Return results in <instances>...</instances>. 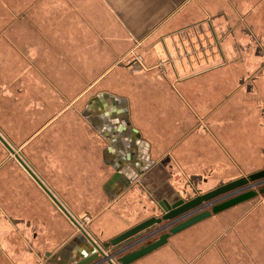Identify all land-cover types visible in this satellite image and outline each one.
<instances>
[{"label":"crops","instance_id":"crops-1","mask_svg":"<svg viewBox=\"0 0 264 264\" xmlns=\"http://www.w3.org/2000/svg\"><path fill=\"white\" fill-rule=\"evenodd\" d=\"M245 1L254 3L250 12L253 17H249L263 21L264 0ZM191 2L143 0V42L169 20L179 18ZM228 2L238 12L245 3L244 0ZM69 3L79 4V15L70 12L73 10L62 12ZM100 9L110 12L101 0H0V52L28 51L31 61L30 68L24 62L5 64L6 70L11 67L12 75L18 76V87L15 92L5 91L0 97V133L15 150L12 153L0 141V264H48L53 257L45 260L46 252L56 254L72 243L70 257L82 258L92 250L90 241L80 236V230L23 167L16 154L27 162L98 245L153 214L161 213L158 201L177 199L184 182L199 177L207 184L216 178L228 177L229 169L231 172L235 168L244 174L250 162L259 164L264 157V90L258 92L257 102L256 96L245 93L228 96L224 90L229 83L236 82V76L229 71L222 76L199 73L181 78L180 68L173 64L176 81L187 83L184 87L188 90L175 89L168 75L163 82L171 84V91L167 86L164 88L160 80L158 87L153 86L154 91L144 90L142 123L134 116L131 97L113 88L101 89L90 96L82 109L73 108L84 95L85 82L96 84L110 76L114 62L95 74H84L78 69V78L68 86L61 75L63 70L57 68L64 65L46 62L44 57H32L33 53L41 52V48L35 49L37 41L34 35L32 38L29 35L32 27L37 29L53 11H59L60 23L68 24L69 20L74 19V23L79 18L99 19ZM108 16L113 22L105 25L102 31L98 29V22L95 26L91 21L94 27L78 22L80 27L86 28V33L95 29V50L99 55L100 32L109 37L118 31L114 19ZM118 17L132 31L125 20L127 16ZM148 19L160 21L151 24ZM204 22L174 33L182 39V30L197 29L195 26ZM174 33L168 36H175ZM23 44L27 48L22 47ZM171 45L168 37L162 35L161 46L173 59ZM161 46H157L156 51ZM87 57L81 58L82 63L93 65L95 62ZM139 62L142 67L137 69H147L144 59ZM116 77L109 78L108 82L114 83ZM211 80L220 85L212 86ZM101 92L127 100L132 125L148 143L147 159L152 164L125 191H122L120 180L111 182L116 172L113 164L119 153L110 151L107 131L97 122L98 108L90 107V101ZM123 116L118 114L120 118ZM4 121H7V128L3 126ZM14 129L29 133L23 139L15 138L17 143H14L4 131ZM16 145L21 146L22 151H17ZM123 162L131 166L127 158ZM231 176V179L238 178L236 174ZM246 203L173 235L167 244L132 264H264V216L256 212L261 204L245 216L241 212ZM78 236L80 239L75 241ZM104 251L111 254L113 250Z\"/></svg>","mask_w":264,"mask_h":264},{"label":"rangeland","instance_id":"rangeland-1","mask_svg":"<svg viewBox=\"0 0 264 264\" xmlns=\"http://www.w3.org/2000/svg\"><path fill=\"white\" fill-rule=\"evenodd\" d=\"M101 1L103 6H105L107 10L109 9V13H106L104 9V11L100 9L98 11L100 15L99 19H77L78 22L82 21L85 27L92 26V23L96 26L98 22V29L100 31L103 30L105 25L107 26L110 22H113V20L109 18L108 14L114 19L115 26L118 28L116 34H112L109 37L101 34V32L99 34L101 43L99 44V53L101 56L95 50L97 45L95 44L97 41L95 39V29L93 28L91 32L86 33L84 31L86 28H82L83 26L80 27L78 22L72 23L74 20L73 18H71L73 19L72 21L69 20L68 24L66 22L64 24L60 23L58 10L51 12V17L43 19L37 29L32 27L31 33L29 35L31 38L34 35L35 41H37L35 44V49L39 50V48H41V52L38 51L36 54L31 52L33 53L32 57L36 59L44 57L46 62H57L56 64L59 63L64 65V67L61 69L58 66L57 68L58 70H63L61 75L66 78L68 86L72 85L74 78H78L80 73L79 70L84 74H89V72L95 74L101 71L105 65L110 66L112 65V62H114V70L110 76L104 78L96 84H89L85 82V88L83 91L84 95L72 106L73 108L78 107L82 109L90 96L94 95L101 89L113 88L115 91H118L127 97H131L133 102L132 109L134 116L137 118V122L142 123L144 90L149 92L154 91L155 87L153 86L158 87L159 84L157 81L160 80V83L162 84L163 80H166L165 76L167 75L169 76L171 84L174 85L175 89L178 90L179 88V90H188L187 86L186 88L184 87V85L187 83H180L176 81L177 79L174 74L173 64H177V66L180 68L179 70L181 78L199 73H204L202 75L206 76H222L228 71L230 74H237L239 70L238 67H236L237 62H235V60L240 57L237 42L244 43L245 45L247 43H252V45H250L251 48L247 50V52H244L245 62L243 71L241 70L242 73H244L245 76H260L261 81L264 78V70L263 72H260L259 70L257 71L259 66L264 62V51L261 50V48L256 44L254 38L247 33L246 24L241 21L242 15H250L252 5L254 4L253 2L248 4V2L244 0L245 3L241 7V12H238L232 7V5L229 4L228 0H192V2L183 9V13L180 14L179 18L169 20V22L161 27L157 33L151 35L149 39L143 42V0ZM226 4H228V6ZM68 6L67 9H62L63 13H65V11L73 10L70 12H76L77 15H79V9L77 7L79 6L78 3L77 6L73 3H69ZM189 9L191 11L190 13L188 12ZM121 14L127 16V19L125 20L127 21L129 28H132V31H129L127 26H125L118 17V15ZM250 16L253 17V14ZM249 19L251 20L252 18L249 17ZM202 20H205L203 23L204 25H196L195 28L197 27V29L189 28L188 30L185 29L180 32L183 40L179 38L177 33H174L178 29H182L188 25L198 23ZM157 21L160 20H147V22H151V24ZM232 27L233 31L230 30ZM61 31L62 36L60 35ZM171 33H174L175 36H168V34ZM162 35L168 37L170 43H173V45H171L173 59H170L161 46ZM27 36L28 35H26V38ZM108 39L109 41H107ZM93 40L94 42H92ZM157 46H161V48L156 51ZM22 47L27 48V46H24V44ZM60 49L65 55L62 54ZM221 49L226 53L227 59L230 61L228 62L230 64L225 67H220L226 59L222 57ZM27 52L28 51L0 52V97L5 93V91L15 92L18 87V76L15 74L14 76L12 75L13 70L11 67H8V70H6L7 67L5 68V64L8 63L9 65L10 62H24L29 67V62L31 61L29 60L30 58L27 57ZM23 53H25L24 57L22 56ZM83 56H88L91 58L90 62L95 63L93 65L82 63L84 62L81 60V58H84ZM68 59H71V61ZM143 59L146 62L147 69H137L135 65H131V62H135L136 60L143 61ZM86 61L87 60H85V62ZM66 62L72 63L70 64ZM27 66L26 69H28ZM109 66H107L106 69ZM181 66H184V68L182 69ZM24 71L25 69L21 71L22 74H24ZM166 71L168 74H166ZM242 73H240V75ZM2 74L3 76H1ZM113 76L118 77H116L114 83L112 80L111 83H109V78L112 79ZM171 84L165 82L164 88L167 86L170 88L167 89L171 91ZM211 85L219 86L220 84H217L215 80H211ZM237 86L238 82L236 79L235 83L228 84V87L224 90V93H231ZM152 101L156 100L153 99ZM6 122L7 121L3 122V126L7 128ZM4 131L8 139L14 143H17V141H15L16 139H23L29 133L24 132L21 129ZM155 138L157 137L155 136ZM157 141L159 140L157 139ZM16 146L18 147L17 151H22L21 146ZM249 164L251 165L245 167L244 170V174L246 175L252 173V170L257 167L263 168L264 157H262L259 164H252L251 162ZM228 174L229 175L226 178H216V180L209 181L207 184H204L202 180L201 182L199 180V184L201 183V192H204V190L206 191V189H210V187L218 185V183L230 180L231 177H233L231 176L233 174H236L237 177L242 175L237 170V168L231 172L229 169ZM257 204H261V206L260 210H257L256 212H258L260 216H264V196H260L248 201L245 205H243L244 207H242L243 211L241 213H244L245 216H247L249 213L253 212L250 209L254 210V207ZM158 237L159 234H156L149 240H154ZM138 246L139 244L134 248Z\"/></svg>","mask_w":264,"mask_h":264},{"label":"water","instance_id":"water-1","mask_svg":"<svg viewBox=\"0 0 264 264\" xmlns=\"http://www.w3.org/2000/svg\"><path fill=\"white\" fill-rule=\"evenodd\" d=\"M90 107L98 108L97 122L107 131L106 135L111 144L110 151L114 153L116 150L119 153L116 163L113 164L116 172L111 182L120 180L122 191H125L131 188L132 183L138 181L140 174L147 171L152 164L150 159H147L149 157L148 143L143 140L139 130L133 127L126 99L108 92H101L90 101ZM118 114L124 116L120 118ZM0 141L8 150L15 153L1 136ZM136 154H138L137 157H135ZM123 157L131 162V166L125 165ZM16 158L80 230V236L82 235L91 243L92 250H89L82 258L70 257L73 243L67 245L55 255L57 264H72L75 261H77L75 264H104L107 261L109 264H132L167 244L173 235L225 210L264 196V186L258 189L253 188L264 181V168H262L248 175L221 182L193 198L184 199L178 196L177 199L160 200L157 203L161 210L160 215H152L98 245L44 182L26 165L24 159L17 154ZM140 160L142 162L139 163ZM155 234H159V237L149 240ZM80 236L76 237L75 241L79 240ZM138 244L139 246L134 248ZM110 248L113 250L111 254H105L104 250ZM47 254L50 255L51 252ZM113 258L116 262L111 260Z\"/></svg>","mask_w":264,"mask_h":264},{"label":"flooded vegetation","instance_id":"flooded-vegetation-1","mask_svg":"<svg viewBox=\"0 0 264 264\" xmlns=\"http://www.w3.org/2000/svg\"><path fill=\"white\" fill-rule=\"evenodd\" d=\"M241 21L244 24H246V31H247V33L250 34L254 38L256 44L261 48V50L264 51V42H263V40H264V38H263V34H264V20H263V24H262V21L261 20H258V19H253V20L251 19L250 20L249 19V16L242 15ZM230 30L233 31V27L230 28ZM220 40L223 41L222 39H220ZM250 45H252V43H247L245 45L244 43H238L237 42V46H238V51H239V56L240 57L237 58L235 60V62H237L236 67H238V70L239 71H238L237 74H232V75H235L236 76V79H237V82H238V86L235 88L234 91H232L231 93H229L228 96H230L232 93H236L237 92L239 95L240 94L243 95L245 93L246 95H250L252 97L256 96V98H257L258 92L260 90H262V91L264 90L263 89L264 88L263 87L264 86V78L261 81V79H260L261 77L260 76H256V75H248V76H245V74L242 73L243 66H244V62H245L244 52H247V50H249L251 48ZM221 51H222V49H221ZM222 57H224L226 59H225V62L220 67H225L228 64H230V63H228L230 61L227 59L226 53L224 51H222ZM258 70L260 72H263V70H264V62L259 66V68L257 69V71ZM240 73H242V74L240 75ZM249 100L251 101V98ZM258 100H259V98L256 99V102ZM262 109H263V113H264V107ZM245 175L246 174H242L241 176H245ZM203 179H205V178H203ZM199 180L201 182V179L200 178L192 179V180L190 179L187 182H184L183 185L180 188L181 189V193H179L180 197H182L184 199H188V198H193V197H195V196H197L199 194L205 193V191L204 192H201L202 189L200 187L201 184H199V182H198ZM160 214L161 213H159V214H153V215H157L158 216ZM154 236H152V237H154ZM110 249H112V248H110ZM48 252H50V251H48ZM56 254H54L53 252H51V254L48 255L47 252H46L45 257H44L45 260H47L48 258L53 257L52 258V261H49L48 264H57L56 263L57 258H55V255ZM59 260H61V259H59ZM111 260L113 262H116L114 258L111 259ZM105 264H109V262L107 261V263H105Z\"/></svg>","mask_w":264,"mask_h":264},{"label":"bare ground","instance_id":"bare-ground-1","mask_svg":"<svg viewBox=\"0 0 264 264\" xmlns=\"http://www.w3.org/2000/svg\"><path fill=\"white\" fill-rule=\"evenodd\" d=\"M131 65H135L136 67H142L141 63L136 60L135 62H131ZM0 136L3 137L5 139V137L0 133ZM6 140V139H5ZM7 141V140H6ZM8 142V141H7ZM9 143V142H8ZM10 145V143H9ZM11 149H13V147L10 145ZM14 150V149H13ZM19 155V154H18ZM25 161V160H24ZM26 165L30 168V166L27 164V162L25 161ZM33 171V170H32ZM34 172V171H33ZM35 173V172H34ZM38 176V175H37ZM39 177V176H38ZM40 179V177H39ZM41 180V179H40ZM42 181V180H41ZM70 212V211H69ZM74 217V216H73Z\"/></svg>","mask_w":264,"mask_h":264},{"label":"built area","instance_id":"built-area-1","mask_svg":"<svg viewBox=\"0 0 264 264\" xmlns=\"http://www.w3.org/2000/svg\"><path fill=\"white\" fill-rule=\"evenodd\" d=\"M262 186H264V181H262L260 184H258V185H256V186H254L253 188H255V189H258V188H260V187H262ZM125 252V251H124ZM123 252V253H124Z\"/></svg>","mask_w":264,"mask_h":264}]
</instances>
